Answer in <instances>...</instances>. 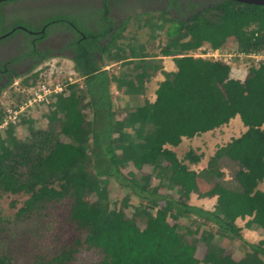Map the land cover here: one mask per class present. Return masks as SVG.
<instances>
[{"label":"trees","instance_id":"obj_1","mask_svg":"<svg viewBox=\"0 0 264 264\" xmlns=\"http://www.w3.org/2000/svg\"><path fill=\"white\" fill-rule=\"evenodd\" d=\"M14 1L0 4V25L6 17L3 6ZM61 2L56 3H87ZM191 4L194 15L187 19L182 12L186 6H182L179 0H167V6L162 10L166 15L170 11L176 12L182 22L175 31L167 32L168 43L163 53L179 56L174 60L178 70L165 75L154 103L147 101L143 106L129 110L123 122L116 120L113 111L112 80L104 68L103 58L125 59L119 45L124 25L111 34L117 17L107 18L111 11L107 0L103 9L96 8L105 15L103 19H98L95 6L90 3L75 13L82 27L74 19H59L67 25L72 21L74 25L71 27L79 37L72 45L76 54L72 60L75 70L84 78L85 93L74 91L66 98L60 96L57 110L54 106L53 111L62 114L63 118L57 120L56 113H53L51 123L56 122L74 144H61L58 130L54 128L45 134L48 140L44 141L56 146L54 148L41 142L33 143L38 139L20 141L14 136L13 128L8 131L10 140L6 141L0 135V193L26 192L30 195L26 206L17 214V219L25 220L24 226L31 236L25 238L17 250L23 249L33 258L30 264L71 262L76 247L60 249L47 244L44 239V244L33 239L41 227L40 216L48 214L64 200L71 202L70 220L82 230L76 245L83 246L87 252H98L100 259L95 264H198V248L203 244L205 264H245L246 261L264 264V239L259 244H248V260L236 261L219 248L218 237L209 236L201 229L205 223H211L217 226L220 237L227 233L237 234L236 219L252 216L250 226L256 224L264 236V191L259 189L264 182V62L252 69L241 82L230 78L229 67L222 61L183 56L206 44L211 50L228 47L232 39L242 51L264 50V6L229 0H194ZM107 22L113 23L102 30ZM253 25L255 28L249 30ZM139 61L142 62L130 72L131 77L125 73L114 76L127 95L141 94L148 79L159 70L149 61ZM85 109H91L92 120L83 114ZM238 115L248 130L216 154V157H229L238 163L237 184L232 190L216 187L209 191L220 194L219 206L213 213L190 205V196L198 190L199 179L214 185L223 174L216 167V158L206 169L195 171L165 146L176 147L183 138L213 131ZM3 119L4 116L0 115V124ZM127 127L131 129L126 132ZM89 139L90 144H87ZM192 153L187 159L199 161L201 157H193ZM145 166L151 167L149 174L144 172ZM90 169L95 173L92 174ZM154 177L159 180L155 182L159 183L157 186L152 185ZM100 178L114 180L131 196L151 206L166 203V209L156 215L148 210L142 211L150 225V229L144 231L134 220H127L110 208L108 190L103 189L97 195L101 190ZM169 191H176L179 196L172 198ZM93 193L97 199L95 202L91 199ZM183 215L193 216L200 222L189 232L181 234L177 224L170 220L176 221ZM5 228L0 222V234L6 239L9 232L4 231ZM7 241L13 247L17 242ZM35 243L39 245L38 252L31 256ZM0 264H18V259L3 253L0 254ZM25 264H29V259Z\"/></svg>","mask_w":264,"mask_h":264},{"label":"rangeland","instance_id":"obj_2","mask_svg":"<svg viewBox=\"0 0 264 264\" xmlns=\"http://www.w3.org/2000/svg\"><path fill=\"white\" fill-rule=\"evenodd\" d=\"M58 1L59 0H17L8 3L2 8L3 11L7 13L2 23L3 32L8 33L12 30L21 28L22 26L32 28L33 30H39L44 23L60 17L74 19L75 23L82 27L81 21L75 13L84 9V6L87 3L60 5V3H56ZM146 2L147 0L117 1L121 10L124 9L127 11L128 15L136 16V19L134 20V23L130 25V28L125 27L123 33H121L122 38H119V45H125L122 49L123 53L127 54L124 56L125 59L114 61L110 60L107 56H105L104 59V68H106L112 80L110 84V95L113 101V111L116 114V120L121 122L126 120L129 110L138 106H143L147 101L152 104V100H147L145 94L146 91L151 88L153 90L152 98L154 99L156 85H154V89L151 85L147 86L145 93L133 97L125 94L124 89L117 84L114 76H118L120 73H125L131 77L128 72V67L133 63H140L142 61L138 60H145L144 58H154L160 55L166 56L163 53V49L168 43L167 32L171 31L176 26L171 25L170 19L166 14L162 15L161 19L158 18L160 15L149 14L152 9H149L151 7H143ZM193 9L194 6H192V4L187 6L188 12H194ZM113 17L115 18V16ZM254 28L255 25L251 26L249 30ZM58 29L59 28L56 27L49 28L46 34L47 39L53 41V43L60 41V36L63 35L62 32L64 31ZM17 33L22 34L21 38L25 39L27 44L29 43L30 37L26 35L25 32L19 30ZM19 37L20 35H18V37L14 36L7 39L4 42L2 41L4 44L0 45L1 49L5 50L12 42H15L17 39L21 40ZM235 43L236 40L232 39L228 44V47L216 49L218 51L214 52V54L218 61H223L228 65L230 72L229 76L231 79L244 82L250 71L259 66V64L256 63V58L250 56L260 55L262 63L264 62V50L258 52H246L238 49V46ZM209 49V45L206 44L201 47V49L189 51L187 54L184 53V55L193 56L203 60H213L209 59V56L203 55L206 53V50L208 51ZM239 51L245 52L247 56L242 55ZM249 54L251 55L249 56ZM6 55L11 57L13 52H9ZM169 57H172V59H167L168 62L166 69L170 68L169 71L173 73L177 66L174 67L172 64L174 63L175 58H178L179 56L176 57V54L173 53ZM151 60L143 62H156L154 59ZM158 62L161 64V60H158ZM42 74H44L43 80L40 78ZM166 74L170 73H161L159 74V77L161 78ZM156 76L157 74L153 77ZM50 77L51 82L61 85L63 93L66 94L64 98L74 91L76 93H85L84 79L76 72L74 63L69 58L58 57L49 59L43 65V69L33 73L32 76L23 77L20 75L10 85L3 87L4 89L0 93V115L4 116L3 121L12 117V120L16 121L19 125L1 126L3 122L0 124V135L6 141L10 140L11 137L8 131L13 128L15 132L14 136H17L20 141L38 139L39 141L33 143L39 144V142H41L46 147L54 148L56 146H51L47 142H44L48 140L45 134L54 128L58 130V139L61 144H74V142L58 128L56 122L51 123V116L53 113H56L57 120L60 119V114H58L57 111H53L52 102L54 103V98L48 97L50 105L46 99H43L40 103H34L33 101L35 98V92L41 90L43 84L49 82ZM83 114L88 117L89 120H92L91 109H85ZM229 123L227 126H221V128L219 127L216 130L202 133L193 138H183L182 142L176 147L170 145H166L165 147L173 150L182 161L187 160L188 164H190L191 161L189 162L187 155L192 151L193 157H201L199 161L191 162V164H196L198 169H206L211 160L216 158V167L219 172L223 174V176L225 175V172L226 176L229 177V175H231L230 180H232L236 173H233L230 164L234 165L237 169L238 163L232 161L229 157H216V154L222 148L231 144L235 138H239L246 133L248 127L245 125L242 126L243 122L240 118L235 124L233 123V125H229ZM130 129V127H127L125 131L127 132ZM87 144H90V139ZM194 168L195 167H191L190 169L193 170ZM144 170V172L149 174L151 172V167L145 166ZM90 171H92V174L95 173L93 169H90ZM158 181V178L154 177L152 185L157 186L159 183L155 182ZM99 183L101 190L97 195H100L103 189L108 190L107 194L110 197V208L115 210L117 214H122L125 219L131 221L134 220L136 222L135 224L144 231L149 230L150 225L149 222H147V217L142 216V211L144 212V210H148L156 215L166 209V203L151 206L147 202L131 196L128 190L122 188L115 183L114 180L108 181L107 178H100ZM199 187V184H197V188ZM205 192L206 190L203 188L201 190L199 188L198 192H193L191 194L190 203L213 213L218 202L216 199L208 200V198L203 195ZM95 193L91 196L93 202L97 201ZM168 195H171L172 198H177L179 196L176 191H169ZM29 196L30 195L26 192L19 194L0 193V222L6 226L4 231L7 229L9 232V235L6 234V239L4 235L2 236V234H0V243L3 244L2 246L0 244V254L5 253L13 255L18 259V264H25L28 259L29 264L33 261V258H30L29 255L25 254V250H17V246H20L25 238L31 237L30 231L24 226L25 220H23V218L17 219L18 212L26 206ZM70 203L69 200H64L58 203L57 208L50 209L48 214L41 215V227L40 229H37V236L33 239L36 241L39 240L42 244H44V239L47 244H51L60 249H66L69 246L76 247L69 264H95L100 259L99 253L94 250L87 252L84 250L83 246L79 247L76 245V240L81 236L82 230L78 228L77 224L70 220ZM252 220V216L236 219L235 225L237 234L227 233L225 237H220L222 235L217 231V226L211 223H205L206 226H202L201 229L205 230L209 236L213 235V237H218L217 243H222V251L225 254L230 255L234 260H248L250 258L247 256L249 252L248 243L252 242L254 244H259L264 239L263 231L256 224L250 226L249 223ZM170 221L172 224H177L178 230L181 234L189 232L200 222L197 218L188 215H183L176 221ZM245 233L248 235V241L243 239ZM240 234L243 235V238ZM7 240L17 242L13 247L12 243ZM35 246V249L32 246V251L30 252L31 256H34V254L38 252L37 249L39 245H36L35 243ZM205 254L206 249L203 244L202 247L200 246L198 248V264H205L203 263ZM250 263L251 261L245 262V264ZM253 264L257 263L253 261Z\"/></svg>","mask_w":264,"mask_h":264},{"label":"flooded vegetation","instance_id":"obj_3","mask_svg":"<svg viewBox=\"0 0 264 264\" xmlns=\"http://www.w3.org/2000/svg\"><path fill=\"white\" fill-rule=\"evenodd\" d=\"M81 1V2H87L90 4H93L95 6V11L98 13L99 18L103 19L105 18V15L102 13H99L96 8L103 9L104 8V2L105 0H73ZM108 4L111 6V11L109 12V16L107 18L114 19L113 16L117 17V22H115L114 26L112 27L111 34L114 33V30L118 31L121 26L124 25V27L130 28V25L134 23V20L136 19V16L128 15L127 11L124 9L121 10L117 1L118 0H107ZM182 6H186V9L182 12H184L187 15V19L191 18V16L194 15V12H188L187 6L189 3H191L194 0H179ZM61 3H65V0H62ZM149 9H152V11L149 12L151 15H160L158 18L161 19L162 15H165L166 12L162 10L165 9L167 6V0H149L144 4L143 7H146ZM169 12V11H168ZM7 14V13H5ZM167 17L170 19L171 25H179L181 24L182 20L177 15L176 12L170 11L169 15ZM181 20V21H180ZM59 19L52 20L50 22L44 23L39 30H33L32 28L25 27L28 29L26 30H20L19 28L16 29L13 33H11L8 37H5L4 39L0 40V45L4 44L3 42L7 39H10L14 36L20 35L19 39L15 42H12L5 50H2L0 47V90L2 87H5L9 84L10 81H14L15 78L18 75H25L28 76L32 73L33 68L38 64L39 60L44 59L50 55H57V56H66L70 58L76 57V54L74 52V47L72 46L74 42L79 40V37L75 30L71 27V25H74L72 21H69V25L59 22ZM113 22L105 23L102 26V30H104L107 27H110ZM51 27L59 28L58 30L64 31L62 32L61 40L57 43H53V41L47 39V30ZM78 31L82 32V30L78 27ZM23 31L30 37L29 43L27 44L25 42V39L21 38L22 34H18V31ZM3 32V25H0V34H8ZM3 41V42H2ZM24 44V46H23ZM125 45L122 46V49ZM129 48V47H128ZM121 49V55L125 56L127 54L123 53V50ZM9 52H13V55L11 57H8L6 55ZM41 52V53H39ZM99 61L102 63L100 56ZM123 63V62H122ZM9 119H5L4 122H8ZM9 123V122H8Z\"/></svg>","mask_w":264,"mask_h":264},{"label":"clouds","instance_id":"obj_4","mask_svg":"<svg viewBox=\"0 0 264 264\" xmlns=\"http://www.w3.org/2000/svg\"><path fill=\"white\" fill-rule=\"evenodd\" d=\"M17 1V0H16ZM220 1H224V0H220ZM230 1V0H229ZM63 18V17H62ZM56 19H61V17L60 18H56ZM55 19V20H56ZM50 22V21H49ZM177 26H179V25H177ZM180 27V26H179ZM177 28H174V29H172L171 31H175ZM239 49V48H238ZM218 50H211V49H209L208 51L206 50V53H204L203 55H207L208 56V53H213L214 54V52H217ZM242 55H244V56H247V54L245 53V52H241V51H239ZM251 54H249V56H250ZM68 55H66V56H57V55H51L49 58H47L46 60H44L42 63H38L34 68H33V70H32V73L30 74V75H28V76H25V75H22L23 77H29V76H32L33 75V73H36V72H38L40 69H43V65L46 63V61L47 60H49V59H52V58H58V57H64V58H69L73 63H74V61L72 60V58H70V57H67ZM170 56V55H169ZM183 56H185L184 54H183ZM189 56V55H188ZM193 57V56H192ZM210 58L209 59H213V60H211V61H218L215 57H212V56H209ZM250 57H253V56H250ZM195 58V57H194ZM145 60H146V58H144ZM103 60H104V58H103ZM139 61V60H138ZM129 62V61H128ZM223 62V61H222ZM124 63V62H123ZM226 64V63H225ZM176 65V64H175ZM227 65V64H226ZM228 66V65H227ZM74 67H75V63H74ZM105 70H106V68H105ZM77 72V71H76ZM78 73V72H77ZM79 74V73H78ZM43 75L44 74H42L41 76H40V78L43 80ZM165 76V75H164ZM19 77V76H18ZM17 78V77H16ZM15 78V79H16ZM84 79V78H83ZM34 81V80H33ZM162 83V81L159 83V85ZM53 88V89H52ZM158 88H159V86H158ZM158 90V89H157ZM157 90H156V92L155 93H157ZM60 96H62V97H65L66 96V94H64L63 93V90H62V88H61V85H59V84H56L55 82H51V77L49 78V82H47V84L45 83V84H43V87H42V89L41 90H39L38 92H35V94H34V103H40V102H42L43 101V99H46V100H48V97H52V98H54V103L52 102V105H53V110L55 109V107H56V104H57V101H58V98L60 97ZM48 102H49V100H48ZM49 105H50V102H49ZM55 106V107H54ZM56 110H57V107H56ZM60 118H63V115L62 114H60ZM234 119V118H233ZM241 119V118H240ZM8 122L9 123H7V125H4L5 124V122L3 121V123H2V125L1 126H9V125H17V126H19L18 125V123L16 122V121H13L12 120V117H11V119H9L8 120ZM264 126V125H263ZM240 138V137H239ZM226 158V157H225ZM181 160V159H180ZM182 161V160H181ZM185 161V160H184ZM190 162V161H189ZM185 163H186V166L188 167V168H191V167H195L196 166V164H191V162H190V164H188L187 163V160L185 161ZM192 170V169H191ZM193 170H195V171H199V169H197V168H194ZM239 170V165H238V168H237V171ZM236 171V172H237ZM216 187H221V184H219V183H215L214 185H212V187H211V189L209 190V191H213ZM223 188V187H222ZM225 189V188H224ZM198 190H199V188H198ZM198 190L197 191H194V192H198ZM226 190H228V189H226ZM207 192V193H205L204 194V196H206V198H212V199H215L216 198V200H217V202H218V204L216 205V207H215V209H214V211H216V209L218 208V206H219V197H220V194H218V193H214V194H211L210 192ZM190 199H191V196H190ZM189 204L190 205H192L191 203H190V200H189ZM192 206H195L196 207V205H192ZM197 207H199V206H197ZM199 208H201V207H199ZM201 209H203V208H201ZM204 210V209H203ZM205 211H207V210H205ZM209 212V211H208ZM239 233H240V231H239ZM241 236H242V238H243V235L242 234H240ZM243 239H245L246 241H248V239H246L245 237L243 238ZM221 244L222 243H217V245L221 248ZM248 244H254V243H248ZM248 247H249V252H248V254H250V246L248 245ZM222 249V248H221Z\"/></svg>","mask_w":264,"mask_h":264},{"label":"crops","instance_id":"obj_5","mask_svg":"<svg viewBox=\"0 0 264 264\" xmlns=\"http://www.w3.org/2000/svg\"><path fill=\"white\" fill-rule=\"evenodd\" d=\"M174 28H177V25L174 27ZM173 28V29H174ZM125 29V28H124ZM124 29L121 31V33H123V31H124ZM151 59H154V60H156V62H151L152 64H154V65H156L158 68H159V70L157 71V76L156 77H150L149 79H148V81H147V83H146V85H145V87H144V89H143V91L141 92V93H145V91H146V89H147V86H149V85H151L152 86V88L154 89V85H156V88H155V92H156V90L158 89V86H159V83L162 81H164L165 80V76H162L161 78L159 77V74H161V73H171L169 70H170V68L169 69H166V66H167V59H172V57H169V56H163V55H160V56H156V57H154V58H146V60H151ZM158 60H161V64L158 62ZM129 61V60H128ZM132 61H134V60H132ZM152 61V60H151ZM146 63V62H145ZM138 63H133L131 66H129L128 67V72L130 73V72H132V70H133V68L137 65ZM143 65V64H142ZM174 67L176 66L175 65V63H173L172 64ZM177 67L175 68V70H174V72H177ZM173 72V73H174ZM152 93H153V90L150 88V89H148L147 91H146V99L147 100H152V102L151 103H154L155 102V100H156V98H157V95H156V93H155V95H154V99L152 98ZM138 96V95H137ZM137 96H133V97H137ZM240 118V116L238 115V116H236L234 119H232L231 121H230V123H229V125H233V123L235 124L236 123V121H238V119ZM244 124H242V126H243ZM224 126H227V124L226 125H224ZM223 127V126H222ZM245 127V126H244ZM221 128V127H220ZM243 129V128H242ZM262 129L264 130V126L262 127ZM216 130V129H215ZM235 139H237V138H235ZM230 167H231V169H232V171H233V173L235 174L236 173V171H237V169L235 168V166L234 165H232V164H230ZM195 168H197L198 169V167L197 166H195ZM199 169H203V168H199ZM236 176V175H235ZM228 179V180H227ZM231 179V175H229V177L228 176H226V172H225V175L224 176H222L221 178H219V179H217V183H219V184H221V187H223V188H225V189H228V190H232V188H233V186L234 185H236L237 184V181L235 180V177L232 179V180H230ZM198 184H199V188H200V190L203 188V189H205L206 190V192L205 193H207L210 189H211V187H212V185H210V184H206L205 182H204V179H199L198 180ZM259 189L261 190V191H264V182L263 183H261L260 184V187H259ZM204 193V194H205ZM203 194V195H204ZM206 197V196H205ZM216 199V198H215ZM208 200H212V198H208ZM192 204V203H191ZM193 205V204H192ZM244 237L246 238V239H248L247 237H248V235H246V233H245V235H244ZM255 239V238H254Z\"/></svg>","mask_w":264,"mask_h":264},{"label":"water","instance_id":"obj_6","mask_svg":"<svg viewBox=\"0 0 264 264\" xmlns=\"http://www.w3.org/2000/svg\"><path fill=\"white\" fill-rule=\"evenodd\" d=\"M8 1H12V0H0V4H2L4 2H8ZM230 1H235V2H238V3L248 4V5L264 6V0H230ZM19 29L28 31V29L25 28V27H21ZM14 31L15 30H13L11 33H13ZM11 33L4 34V35L0 34V40L4 39L7 36H9Z\"/></svg>","mask_w":264,"mask_h":264},{"label":"built area","instance_id":"obj_7","mask_svg":"<svg viewBox=\"0 0 264 264\" xmlns=\"http://www.w3.org/2000/svg\"><path fill=\"white\" fill-rule=\"evenodd\" d=\"M208 56H212V57H216V55L215 54H213V53H208ZM258 56V57H257ZM261 56L260 55H255V56H253V58H256V63L257 64H260L261 63V58H260ZM9 119H11V117L9 118ZM7 121L5 122V124L4 125H7Z\"/></svg>","mask_w":264,"mask_h":264},{"label":"bare ground","instance_id":"obj_8","mask_svg":"<svg viewBox=\"0 0 264 264\" xmlns=\"http://www.w3.org/2000/svg\"><path fill=\"white\" fill-rule=\"evenodd\" d=\"M8 37V36H7ZM28 37V36H27ZM39 53H41V52H39ZM79 66V65H78ZM76 69V68H75ZM33 87V86H32Z\"/></svg>","mask_w":264,"mask_h":264}]
</instances>
